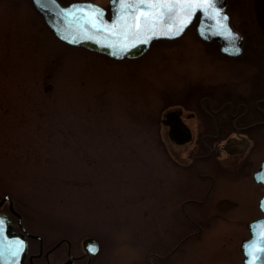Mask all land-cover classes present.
<instances>
[{
	"label": "rangeland",
	"instance_id": "obj_1",
	"mask_svg": "<svg viewBox=\"0 0 264 264\" xmlns=\"http://www.w3.org/2000/svg\"><path fill=\"white\" fill-rule=\"evenodd\" d=\"M227 7L248 54L263 57L264 0ZM197 21L139 58L116 60L59 40L31 0H0V201L10 197L4 211L9 204L44 251L63 240L48 262L24 264L69 255L77 264H243L248 225L264 216V186L253 178L264 127L247 133L243 167L224 153L189 150L194 142L171 144L161 123L179 106L196 116V139L200 107L210 113L216 97L232 94L234 113L245 101V122L264 125L250 104L260 91L257 65L203 41ZM203 125L212 129L208 117ZM88 237L99 242L96 255L82 247Z\"/></svg>",
	"mask_w": 264,
	"mask_h": 264
},
{
	"label": "water",
	"instance_id": "obj_2",
	"mask_svg": "<svg viewBox=\"0 0 264 264\" xmlns=\"http://www.w3.org/2000/svg\"><path fill=\"white\" fill-rule=\"evenodd\" d=\"M155 3L156 0H146ZM161 2L178 3L180 0H161ZM33 7L42 16L44 22L52 33L62 42L68 45L81 46L88 50L103 53L116 60L134 59L144 55L155 40H175L182 36L185 30L192 25L196 18V32L198 36L206 42L215 41L220 45V51L230 57H237L243 53L244 37L230 21V14L227 11V0H218L215 8L196 9L191 20L184 27L178 36L158 35L145 39L144 21L141 18V29L135 30L133 27L127 31L125 36V22L134 26L135 9H122L123 0H108V6H102L93 1H74L67 5H62L57 0H32ZM147 11V9H141ZM215 12H220L217 17ZM226 14L229 18L227 27H221V17ZM186 13L181 12L173 21H169L167 16L156 21L157 31H167L169 24H178ZM123 17V19H122ZM95 25V27L93 26ZM232 35L229 34V29ZM235 37H238L235 38ZM241 49L239 54H232L234 48ZM177 109L168 110L163 118L162 124L168 127L167 136L173 145H184L190 142L192 133L185 125ZM264 160L260 167L253 173L256 182L264 186ZM11 200L5 196L1 201ZM264 194L259 201V208L264 213ZM10 210L18 218V225L21 231H16L15 226L7 213H0V264H24L28 254L27 235L40 239L39 236L30 235L21 223L20 215ZM249 237L243 241L241 249L244 255L243 264H264V216L253 220L249 225ZM63 241V240H62ZM59 241L52 249L58 247ZM17 245H22L18 248ZM82 247L88 255H96L99 252V242L95 238H85ZM95 247L96 252H90L89 248ZM15 253V255H13ZM48 262V261H47ZM62 264H77L75 258L69 255V259Z\"/></svg>",
	"mask_w": 264,
	"mask_h": 264
},
{
	"label": "flooded vegetation",
	"instance_id": "obj_3",
	"mask_svg": "<svg viewBox=\"0 0 264 264\" xmlns=\"http://www.w3.org/2000/svg\"><path fill=\"white\" fill-rule=\"evenodd\" d=\"M8 1H14V0H8ZM32 3V0H31ZM227 11H228V7H227ZM229 12V11H228ZM230 14V13H229ZM231 19V17H230ZM244 37V36H243ZM217 101L218 99H220V103L215 107L214 111H210V113H207L206 111L203 110L202 107H200L201 111H202V115L200 114V116H198L197 114V129L199 130V138L196 137V139H194V131L190 125V120H193L194 117H196L195 115L192 116L191 113H185L182 109H179L178 111L181 114V118L183 120V122L185 123V125L190 129L191 133H192V138L190 140V142H187L185 147H188L191 143H193L192 147L189 150L194 149V152L198 149L199 151H203V153H207L208 152V156H212L215 153H224L228 156H230V158H237V159H241L243 162V167L245 166V142L248 139L247 137V133L251 130L254 129L256 126H258L257 124H262L261 122H253V123H247L245 122V101L240 104V106L243 107L242 109V114L239 113V110H237L234 113V108L232 107L233 105L231 104V101L228 99H235V97L232 94L229 95H220L219 97H216ZM202 99H213V97H203ZM238 99V98H236ZM245 99V98H244ZM261 101H258L257 103H260ZM225 111V113H224ZM263 115L264 112L262 110H260ZM193 114V113H192ZM216 117H214V115ZM203 117H208V121L211 124L212 129L210 130H206L203 125ZM201 121V122H200ZM200 123V124H199ZM166 132L168 130V127L165 126ZM201 129V130H200ZM168 137V136H167ZM205 139H209V142H207ZM169 140V139H168ZM170 142V140H169ZM207 142V143H206ZM185 145V144H184ZM168 150L172 153H174L177 149H175L173 146H171V148H169L167 146ZM235 150V149H239ZM181 150H184L185 148H180ZM233 151V152H232ZM202 153V152H201ZM178 156V153L176 154V157ZM206 155L203 156H199V158H206ZM242 157V158H240ZM197 157H195V159H197ZM8 201H4L2 202V204L0 205V213H7L10 218L12 223L15 226V230L16 231H21L20 226L18 225V221L19 218L13 214L10 210L9 204H8V211L6 212L4 211V206ZM28 239H31L29 236H27ZM34 239H38L36 237H33ZM29 241V240H28ZM39 241V245H38V252L36 254H28L27 258L25 261H30L32 263V261L36 258V259H40L42 257L45 258L46 261H49V255L51 254V252H53L55 249H57L58 247H56L53 250H46L44 251L43 248V244L41 243L40 239H38ZM29 243V242H28ZM53 248V247H52ZM51 248V249H52ZM85 259H87V261L90 260V258L87 255H84ZM33 259V260H32Z\"/></svg>",
	"mask_w": 264,
	"mask_h": 264
},
{
	"label": "snow or ice",
	"instance_id": "obj_4",
	"mask_svg": "<svg viewBox=\"0 0 264 264\" xmlns=\"http://www.w3.org/2000/svg\"><path fill=\"white\" fill-rule=\"evenodd\" d=\"M54 2V0H53ZM218 0H180L178 3H168L161 2V0H156L155 3L146 2V0H123L122 9L131 10L135 9L134 19L135 24H128L125 22V36L127 35V31L132 29L139 31L141 29V18L144 21V33L145 39L142 41L143 43H147L148 39H151L154 36L158 35H168V36H178L183 31L184 27L187 23L190 22L192 15L195 13L196 9H209L215 8ZM141 9H147V11H143ZM181 12L186 13L184 18H181L175 28L172 24H169L167 31H157L156 29V21L159 19H163L165 15L168 20L171 22L175 19L176 16L180 15ZM217 17L221 16L220 12H215ZM123 19V17H122ZM228 17L224 14L221 17L222 23L221 27H227ZM95 27V25H93ZM229 34L232 35L230 28ZM238 39V37H235ZM241 49L239 47L234 48L232 54H239ZM264 175V173H261ZM264 206V204H262ZM18 248L22 247V245H17ZM90 252L98 251L97 248L91 247L89 248ZM15 255V253H13Z\"/></svg>",
	"mask_w": 264,
	"mask_h": 264
},
{
	"label": "trees",
	"instance_id": "obj_5",
	"mask_svg": "<svg viewBox=\"0 0 264 264\" xmlns=\"http://www.w3.org/2000/svg\"><path fill=\"white\" fill-rule=\"evenodd\" d=\"M248 51H250V50H249V47L247 45L244 48L243 53H244V55L246 54L245 57H247L248 60L251 63H254L255 65H257V67H258V74H257V83L258 84L257 85H258V87L260 86V91L257 93V95L254 94L251 97L250 104H252L253 112L258 113L259 116L260 117H263V119H264L263 113L257 107H255V104L263 105L264 106V54H263V57H258V59H256V55L255 54L249 55L248 54ZM260 98H262V99H260ZM258 101H261V102L260 103H257ZM261 110L264 112V107L261 108ZM260 113H261V115H260ZM256 127L257 128H262V127H264V125H261L260 124V125H258ZM251 130H253V129H251ZM255 130H258V129H255Z\"/></svg>",
	"mask_w": 264,
	"mask_h": 264
},
{
	"label": "bare ground",
	"instance_id": "obj_6",
	"mask_svg": "<svg viewBox=\"0 0 264 264\" xmlns=\"http://www.w3.org/2000/svg\"><path fill=\"white\" fill-rule=\"evenodd\" d=\"M192 24H193V23H192ZM185 32H186V30L184 31V33H185ZM184 33H183V34H184ZM183 34H182V35H183Z\"/></svg>",
	"mask_w": 264,
	"mask_h": 264
}]
</instances>
